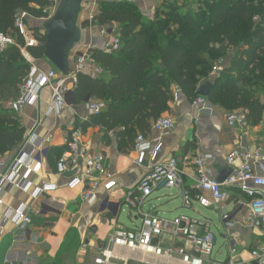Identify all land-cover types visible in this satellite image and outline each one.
I'll return each mask as SVG.
<instances>
[{
  "label": "trees",
  "instance_id": "trees-1",
  "mask_svg": "<svg viewBox=\"0 0 264 264\" xmlns=\"http://www.w3.org/2000/svg\"><path fill=\"white\" fill-rule=\"evenodd\" d=\"M184 1H173L175 8L181 7V13L168 18L175 28L163 26L156 36L152 34V22L147 21L135 1H98V11L90 25L118 24L121 46L115 53L100 48L88 51L91 60L107 72V79L86 71L76 75L74 103H81L87 95L105 103L100 113L89 114L76 124L82 131L101 127L107 137L116 130L118 151L132 149L138 135H147L151 123L171 111L172 85L192 102L198 97L197 87L207 80L211 82L206 97L210 103L228 111L245 109L252 126L260 123L264 113L259 93L264 88V0H204L210 4L205 18L198 16L199 10L196 16L184 10ZM53 3L54 0H0V33L15 40L0 50V90L4 86L13 89L9 99L18 95L29 70L19 49L23 40L14 26V14L22 10L29 17L47 19ZM30 29L37 44L28 46L27 51L34 59L43 58L45 35L38 27ZM228 50L233 51L228 64L219 75H211L213 62ZM0 109V155H4L22 142L24 128L7 113L13 108ZM65 149L66 146L58 157ZM80 245L78 232L70 230L52 264H67Z\"/></svg>",
  "mask_w": 264,
  "mask_h": 264
},
{
  "label": "crops",
  "instance_id": "crops-1",
  "mask_svg": "<svg viewBox=\"0 0 264 264\" xmlns=\"http://www.w3.org/2000/svg\"><path fill=\"white\" fill-rule=\"evenodd\" d=\"M54 1L56 5L59 2ZM94 1L98 3L99 0ZM136 1L141 2L144 9H147L146 6L149 4L158 2V0ZM89 7L91 10L90 4ZM87 15L89 13L86 14L85 11L78 14L80 41L70 53L69 73L75 69L76 58L80 52L101 49L102 29H112L114 33L118 30L116 23L105 26L90 25ZM45 20V18L28 16L26 24L28 23L27 26L30 27H38L43 32L42 23ZM35 64L43 71L54 68L44 57L35 59ZM93 64L95 68H98L96 63L93 62ZM98 69L88 72L92 76L107 79V72ZM65 78L67 85L72 86L70 74ZM172 91L174 100L171 103V111L163 116L170 117L173 126L161 134L159 143L151 141L150 149L145 153L142 165L135 163L137 152L134 148L123 152L118 151L115 142L116 130L108 133L107 137L101 127L81 130V139L89 152L104 154L105 162L115 181V186L111 191H105L100 187L97 191L98 199L92 202H83L80 199L85 184L72 183L73 177L85 169L84 163L79 161L68 171L57 173L56 161L59 152L66 146L71 122L78 124L85 120L89 115L87 105L100 101L90 97L89 101L86 102L84 99L76 104L69 93L66 98V107L60 114L51 112L47 114L51 103V89L44 87L38 100L7 112L24 128V136L19 145L3 155L5 165L0 170L5 172L11 165L12 158L21 152L30 154L35 163H39V170L28 175L25 191L14 185H5L0 192L2 199L0 225L4 223V231L0 234V264H8V261L16 262V264H52L67 233L72 229H75L80 236V250H83L81 252L91 256L88 264H96L94 259L99 255L109 234L116 227L112 224V219L118 216L127 191L132 189L152 166L170 157H179L185 173L184 183L187 188H191L195 184L191 158L206 153L213 155V159L206 165L211 169L212 177L217 178L224 169L228 168L225 156L232 150L239 148L252 150L256 146L264 147V125L261 122L244 133L227 124L223 112L225 110L220 106L210 103L206 98L203 104L195 103L196 99L190 102L176 85H172ZM12 93L13 89L8 86L1 88L0 108L7 107V101L14 95ZM2 114L0 109V115ZM49 135L52 137L50 141H47ZM157 135V132L150 129L145 137L152 140ZM30 138L39 142L40 146L32 149L28 142ZM23 172L24 167H19L17 174L22 176ZM44 184L52 185V187L35 197V190ZM161 188L156 189L150 197L157 191L161 193L155 198L159 200L160 197H164L166 194ZM107 197L111 205L109 208H104L103 201ZM150 197L148 199H151ZM22 204L26 206L31 217L30 224L16 225L12 219L5 218L8 209H15ZM169 207L171 208L170 205ZM144 209L155 213L157 211L156 206L151 203ZM21 232H24V238L17 236V233ZM230 234V241L240 251L239 258L242 264H253L250 250L261 243L262 238L255 231L244 229L240 225H236ZM101 243L102 246H100ZM81 252L79 251L77 255L78 264H80L81 256L85 254ZM219 253L223 254L221 250ZM126 254L131 258H128L126 264H142L134 259L136 253ZM227 254L226 249L225 259L217 260L215 256L214 258L221 264H226ZM114 263L124 264L125 262L115 260Z\"/></svg>",
  "mask_w": 264,
  "mask_h": 264
},
{
  "label": "built area",
  "instance_id": "built-area-1",
  "mask_svg": "<svg viewBox=\"0 0 264 264\" xmlns=\"http://www.w3.org/2000/svg\"><path fill=\"white\" fill-rule=\"evenodd\" d=\"M90 6L92 8L89 12V21L97 13L94 8V6L97 7V3L92 0ZM27 16L26 12L17 10L14 14V26L22 37L23 45H19V49L29 64V70L19 87L18 95L9 99L6 106L18 109L33 103L38 100L41 90L49 87L51 103L47 114L50 112L60 114L66 107L69 92L76 85L77 73L99 70V67L95 68L87 51L80 52L76 58L75 69L69 73L72 86L67 85L65 76L59 74L56 68L43 71L37 67L35 59L27 51L28 46L37 44L33 31L26 24ZM101 36L102 50L108 53L119 50L121 43L118 33H114L112 29H103ZM14 43L15 40L10 35L0 33V50ZM222 70V66L215 64L211 71L213 75H219ZM204 99L198 96L195 103L203 104ZM104 107L105 103L100 101L89 103L87 110L89 114H98ZM224 117L230 127L240 129L244 133L253 127L248 122L245 109L228 111ZM260 122L264 125V114ZM172 126L171 118L162 115L151 123V130L157 132V136L152 140L141 134L137 136L134 144L137 165L143 164L151 141L159 143L161 134ZM81 133V128L71 122L65 142L66 149L57 158L56 171L64 173L82 161L85 169L73 177L72 183L85 184L80 199L83 202H92L98 199L97 191L100 187L105 191H111L115 181L105 162L104 154L90 153L81 139ZM51 137L49 135L47 141H50ZM28 142L32 149L40 146L39 142L33 141V138H30ZM212 159L213 155L209 153L191 158L190 162L195 174V184L191 188H187L184 183L185 173L179 157H170L152 166L139 182L127 191L123 200V204L135 212L132 227L116 225L94 262L115 264V260H121L126 264L130 258L126 253H136L134 259L142 264H221L213 256L215 238L207 219H195L186 215L164 218L158 213L144 209V204L156 189L168 187L177 190L182 198V205L186 208H192L193 204L197 203L199 206L211 207L219 211L221 222L226 228V235L223 236L228 253L226 264H242L239 258L240 251L232 244L228 236V232L236 225L255 231L262 238L261 243L250 250V257L253 264H264V147L256 146L252 150L239 148L228 153L225 161L230 173L222 182L212 177L211 169L206 165ZM38 164L30 154L24 152L14 156L9 168L5 172L0 170V192L5 185H14L25 191L26 178L39 170ZM4 165V156L0 155V169ZM21 166L24 167L22 176L17 174ZM51 187L52 185H42L35 190L34 196L37 197ZM108 198L103 201L104 208H109L111 205ZM5 218L12 219L16 225L31 223V217L23 204L15 209H8ZM3 225L4 223L0 225V234L4 231ZM17 236L24 238V232L17 233ZM8 264H16V262L8 261Z\"/></svg>",
  "mask_w": 264,
  "mask_h": 264
},
{
  "label": "rangeland",
  "instance_id": "rangeland-1",
  "mask_svg": "<svg viewBox=\"0 0 264 264\" xmlns=\"http://www.w3.org/2000/svg\"><path fill=\"white\" fill-rule=\"evenodd\" d=\"M59 1V0H58ZM135 1L140 9L142 10L144 16L147 17V21L152 22V34L156 36L157 31H160L163 26H169L171 29L175 28L172 25L171 20L168 19L170 15H174L176 12L181 13V7L175 8L174 7V0H158V2H153V4H149V6H146L147 9H144L141 5H143L141 2ZM198 1V2H197ZM55 2V1H54ZM183 1H180V5ZM92 3V0H84L81 6V9L79 13L86 12L89 13V4ZM97 3V2H96ZM184 4L186 5V8L184 10L191 11V15L196 16V12H198V16L201 15L200 17L205 18L207 16V12L210 10V4L205 3L204 0H186L184 1ZM56 4L53 3L52 6L49 8V13H53L55 10ZM158 8L156 13V8ZM95 11L97 12L98 10V3L97 7L94 6ZM155 8V10H154ZM88 20L89 15H87ZM28 24V23H27ZM112 24V23H111ZM109 24V25H111ZM29 26V25H28ZM30 27V26H29ZM106 29V28H105ZM103 30V29H102ZM156 38H154L155 41ZM158 42V41H157ZM233 54L232 50H228L227 54L224 55L222 58L219 60H216L213 62V65H220L223 68L228 64L231 56ZM212 75V71H211ZM208 81V80H207ZM261 101L264 103V88L259 89ZM218 106V105H217ZM224 115L228 110L223 111ZM163 189V190H162ZM162 192L165 193L166 195L164 197H160L159 200L155 197L158 196V194L161 193V191L155 192L151 199H148V201L144 204V208H147L150 203L154 204L156 206V213L160 217L164 218H173L179 215H186L191 218L195 219H207L210 224H211V232L214 235L215 242H214V250H213V256L216 257L217 260H223L225 259L226 256V249H227V244L225 242L224 237L226 235V228L224 224L221 222L220 219V213L219 211L213 210V208H205L202 206H199L198 204L194 203L192 208H186L183 207L182 205V198L177 194V190L175 188H161ZM171 206V208L169 207ZM135 219V212L133 210H130L127 206L124 204L121 206L119 214L116 218L112 219V224L118 225L122 224L123 226L127 228L132 227V221ZM139 222V220H137ZM232 230V229H231ZM228 232V236H230V232ZM81 247H79L74 255H71L70 259L67 261V264H78L77 263V255L79 254V251H83L82 249L80 250ZM222 251L223 254H220L219 251ZM85 252H81L83 254ZM84 256H81L80 264H88V260L91 257L89 254H83ZM248 255V253H246Z\"/></svg>",
  "mask_w": 264,
  "mask_h": 264
},
{
  "label": "water",
  "instance_id": "water-1",
  "mask_svg": "<svg viewBox=\"0 0 264 264\" xmlns=\"http://www.w3.org/2000/svg\"><path fill=\"white\" fill-rule=\"evenodd\" d=\"M84 0H59L54 12L42 23L45 35L44 58L63 76L69 74V58L74 46L80 41V29L77 24L78 14ZM211 82L200 84L196 89L199 97L206 98ZM72 96V91L69 92ZM87 95L85 101H89ZM230 173L224 169L217 180L222 182Z\"/></svg>",
  "mask_w": 264,
  "mask_h": 264
}]
</instances>
